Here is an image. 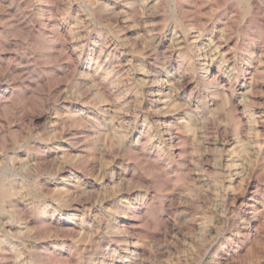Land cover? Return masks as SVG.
<instances>
[{
	"label": "rangeland",
	"instance_id": "rangeland-1",
	"mask_svg": "<svg viewBox=\"0 0 264 264\" xmlns=\"http://www.w3.org/2000/svg\"><path fill=\"white\" fill-rule=\"evenodd\" d=\"M0 264H264V0H0Z\"/></svg>",
	"mask_w": 264,
	"mask_h": 264
},
{
	"label": "bare ground",
	"instance_id": "bare-ground-1",
	"mask_svg": "<svg viewBox=\"0 0 264 264\" xmlns=\"http://www.w3.org/2000/svg\"><path fill=\"white\" fill-rule=\"evenodd\" d=\"M215 77V76H214ZM164 91V90H163ZM154 93V92H153ZM156 95V94H155ZM154 94H153V96H155ZM158 95V94H157ZM160 100V99H159ZM162 110V109H161ZM153 113V112H152ZM159 113V112H158ZM173 113V112H172ZM157 114V113H156ZM174 114V113H173ZM174 128V127H173ZM254 211H255V208L253 209Z\"/></svg>",
	"mask_w": 264,
	"mask_h": 264
}]
</instances>
